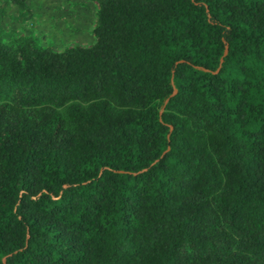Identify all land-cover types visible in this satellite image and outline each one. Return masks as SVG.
Returning a JSON list of instances; mask_svg holds the SVG:
<instances>
[{"label":"trees","instance_id":"trees-1","mask_svg":"<svg viewBox=\"0 0 264 264\" xmlns=\"http://www.w3.org/2000/svg\"><path fill=\"white\" fill-rule=\"evenodd\" d=\"M85 1L0 26V264H264V0Z\"/></svg>","mask_w":264,"mask_h":264},{"label":"rangeland","instance_id":"rangeland-1","mask_svg":"<svg viewBox=\"0 0 264 264\" xmlns=\"http://www.w3.org/2000/svg\"><path fill=\"white\" fill-rule=\"evenodd\" d=\"M32 12V22L21 23L15 7L5 10L0 26L4 33L30 34L40 46L62 49L70 45L87 46L90 35L92 5L85 0H25Z\"/></svg>","mask_w":264,"mask_h":264},{"label":"water","instance_id":"water-1","mask_svg":"<svg viewBox=\"0 0 264 264\" xmlns=\"http://www.w3.org/2000/svg\"><path fill=\"white\" fill-rule=\"evenodd\" d=\"M225 53H226V48L224 50L223 56L225 55ZM173 94H174V91H172V94L171 95H173ZM165 102H166V100H165Z\"/></svg>","mask_w":264,"mask_h":264}]
</instances>
